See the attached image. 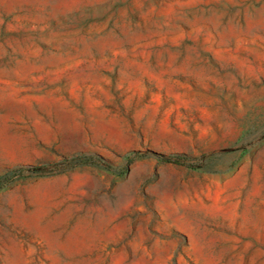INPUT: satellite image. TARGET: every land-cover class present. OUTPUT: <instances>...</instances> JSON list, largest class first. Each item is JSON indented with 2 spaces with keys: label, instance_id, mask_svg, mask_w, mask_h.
<instances>
[{
  "label": "rangeland",
  "instance_id": "rangeland-1",
  "mask_svg": "<svg viewBox=\"0 0 264 264\" xmlns=\"http://www.w3.org/2000/svg\"><path fill=\"white\" fill-rule=\"evenodd\" d=\"M0 79V264H264V0H0Z\"/></svg>",
  "mask_w": 264,
  "mask_h": 264
},
{
  "label": "trees",
  "instance_id": "trees-1",
  "mask_svg": "<svg viewBox=\"0 0 264 264\" xmlns=\"http://www.w3.org/2000/svg\"><path fill=\"white\" fill-rule=\"evenodd\" d=\"M140 152H135L134 156L132 158H135L137 157V155L139 154ZM156 155L158 157H160V159L164 160V161H167V162H173V163H176L178 161V156H171V155H164V154H159V153H156ZM75 159H78V160H75ZM84 159V158H83ZM69 164L68 166L63 169V170H58L56 173L58 172H63L64 170H70L76 166H79V165H82V164H85L87 163L85 160H80L79 158H71L69 160ZM26 168H21V167H18V168H15V169H11V170H8L6 171L5 173L1 174L0 175V189L3 188L4 186H6L7 184L11 183L12 181H14L15 179H17L18 177H20L21 173L25 170ZM35 170L36 168H34L33 166H30L27 168V170ZM42 174V173H40Z\"/></svg>",
  "mask_w": 264,
  "mask_h": 264
},
{
  "label": "crops",
  "instance_id": "crops-1",
  "mask_svg": "<svg viewBox=\"0 0 264 264\" xmlns=\"http://www.w3.org/2000/svg\"><path fill=\"white\" fill-rule=\"evenodd\" d=\"M2 81H3V80H2V79H0V89H1V87H2Z\"/></svg>",
  "mask_w": 264,
  "mask_h": 264
}]
</instances>
